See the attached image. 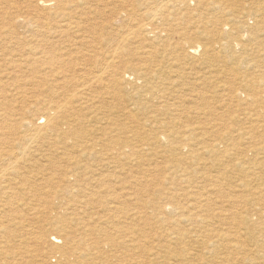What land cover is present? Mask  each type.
Masks as SVG:
<instances>
[{
  "label": "rangeland",
  "instance_id": "1",
  "mask_svg": "<svg viewBox=\"0 0 264 264\" xmlns=\"http://www.w3.org/2000/svg\"><path fill=\"white\" fill-rule=\"evenodd\" d=\"M32 1L0 0V35L16 12L48 18L47 8L35 3L40 0ZM85 1L73 0L79 24L124 37L125 69L135 63L120 102L123 170L93 197L53 196L48 189L55 186L43 182L34 195L0 197V264H264V0ZM148 10H156L155 18ZM142 21L148 27L155 21L150 32L137 31ZM23 28L14 29L27 36L31 30ZM14 99L0 102L10 108ZM96 149L80 166L99 170L97 155L105 150ZM48 219L69 227L51 229Z\"/></svg>",
  "mask_w": 264,
  "mask_h": 264
},
{
  "label": "bare ground",
  "instance_id": "2",
  "mask_svg": "<svg viewBox=\"0 0 264 264\" xmlns=\"http://www.w3.org/2000/svg\"><path fill=\"white\" fill-rule=\"evenodd\" d=\"M176 1L179 2L178 0ZM33 2L34 0L32 1V3ZM35 3L41 4V8H47V10L49 11H47L49 15L48 18L46 19V17H44L46 20H39L37 19L38 17L34 18L35 16L33 17V19L29 17L30 15H28V17H19L20 15H18L15 11L16 18H14V21L9 24L8 30L5 32V34L0 35V58L3 61L2 63H0V76L3 79L0 80V98L1 100H4L7 95L14 96V98L16 97V99H18L17 101L15 99L13 100V103H16L17 106L9 102L10 108H7L4 103L0 102V197L8 198L12 194L17 196L23 193L34 195L35 192L40 191V184L42 182L44 184H47L48 187L50 185L55 186V190H52L51 186V189H48V194L53 196H76V194L82 192L81 194H83L84 197H91L92 195L100 194L101 188L99 189V191L97 189L98 187L105 186L112 179L117 180V178H119L118 176L120 172L123 170V168H121V165L123 162L122 158L123 156L125 157V153L123 154V148L126 146V143L122 136L124 130L122 117L124 114L122 113L123 107L121 108L120 102L123 100V91L125 90L123 87V81L126 77H128L127 73H129V71L132 72L135 70V63L132 60L134 63L132 64V61L130 60V64H132V67L129 65V71L127 70V68L125 69V66H128L129 62L126 65L124 60H126L127 58L124 60L122 58L123 55L121 44L125 39L124 37L120 35L121 39H117L116 35L113 34V30L111 32H113L112 34L114 35V37H108V33L107 37L103 36L102 34L98 33L100 32L98 31V28L102 24L99 27L96 26L98 27V30H96V28L94 27L96 23L94 24V26L90 25L87 28L86 25L84 26V24H79V22L83 19L81 20V17L77 16L78 12L76 10L73 11V0H40ZM35 3L33 4V6L37 7ZM28 4L30 6V3ZM115 6H117V4ZM111 7L113 8V4L112 6L110 5V9L108 7L106 8H108V10L112 12ZM85 8L81 10L83 11L85 10ZM38 9L40 8L38 7ZM74 9L76 8L74 7ZM101 9L103 8L101 7ZM123 11L126 12L125 10ZM123 11L121 13H123ZM144 11L146 10L144 9ZM152 11L148 10V12ZM24 12L27 11L25 10ZM110 12L109 15H112L113 13L110 14ZM155 12L156 10L151 13V19L155 18ZM36 13L39 14L38 12ZM85 13H87V11H85L84 14ZM102 13L103 12H101V15L103 16ZM121 13L118 12L114 14H116L117 16L119 15L120 18ZM133 14L131 13V16ZM136 14L140 13L138 12ZM24 15L26 14L24 13ZM126 15L127 14L125 13V17H127ZM86 17H88V15ZM148 18L151 21L150 15ZM108 19L110 20L109 17ZM136 19L138 20L137 17ZM91 21L87 22L91 23ZM96 21L99 20H95L94 22ZM87 22L85 24H87ZM117 22L120 23L119 21ZM142 22L144 23H137V31L142 30L147 33L150 32L148 28L151 25L153 26L155 21L153 22V24H150L149 27L148 23H146L145 21ZM15 23H17V25ZM130 24L131 23H129L128 25ZM18 25L19 27L21 26L27 28V30H31V33H27V36L24 34V36L20 35L19 33L17 34L18 29L15 32L14 28ZM125 28L126 27L124 26V29ZM130 28L131 26L128 28V30ZM104 29L106 30V28ZM86 30L89 31L84 33ZM131 42L133 41L131 40ZM139 44L141 45L142 43ZM144 46L142 45L140 49H142ZM190 48L194 47L190 46ZM207 49L208 48H206L204 51L205 56H209V53L211 51ZM128 55L129 53L127 54V56ZM231 71L233 70H230V72ZM140 77L144 78L145 76L143 77L140 75ZM26 86L29 87L25 89ZM146 87V93L149 92L150 95H153L151 85H147ZM4 90H7L8 93H5ZM253 92L257 94V91L254 88ZM133 93L136 94L138 92L133 91ZM254 101L256 102L258 101V99H255ZM95 103H98L97 106H93L95 105ZM91 107L94 108L95 111L93 110L92 115L88 114V116L87 112H91ZM90 122L94 123L90 124ZM95 123L97 124V126H95ZM46 137H48L49 140L47 139L48 141L46 145H44L45 143L43 144L42 142L44 141L42 140H45ZM96 147H102V151L105 150V152L109 151L108 153L103 152L105 154H100V151V155H97L100 159L101 169L100 167L98 171L97 169H91L88 166H84L86 165L84 163V165L80 166L78 161L83 157L86 158L93 152L95 153L94 150L96 149ZM96 154L97 153H95V155ZM83 161L86 160L84 159ZM79 162L81 163L82 161ZM95 162L97 161L95 160ZM110 163H113V169L111 171L107 170V167ZM52 174L57 176V181L55 179V183H53L54 177L52 176ZM81 180L83 181V184ZM36 182H38L39 188H37L38 186H36ZM77 182H81V187H79L80 189L78 188L79 185H76ZM92 183H96V185L98 184L96 188ZM28 186L31 188H28ZM112 190L110 192H112ZM81 194L79 193L80 196ZM115 195L116 197H118L117 194ZM115 195L114 197L112 196L114 198L112 200L114 201L118 199H115ZM107 196L109 197L110 195ZM107 196L105 198H108ZM101 199L103 198L101 197ZM105 206L106 205H104V207ZM117 209L118 207L116 206V210ZM1 211H4V209H1ZM58 219L61 218H57L55 222H57ZM53 223L54 222L50 220L47 222V224H50L51 229L58 230L60 228L59 230L61 231L65 229L64 227H69V225L67 224V226L65 224L61 225L62 223H64L63 221L62 223L60 222V226H58L57 223ZM61 227H63V229ZM43 229L45 231H48V229L45 227ZM66 232L67 231H65V237L67 240H69V238H71L70 234ZM49 240H52L53 242L56 240V237L54 235L48 237V241Z\"/></svg>",
  "mask_w": 264,
  "mask_h": 264
}]
</instances>
